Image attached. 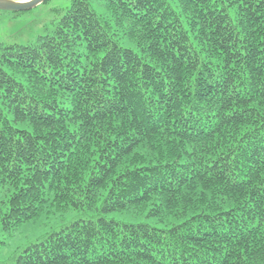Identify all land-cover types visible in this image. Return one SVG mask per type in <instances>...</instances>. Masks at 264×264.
Returning <instances> with one entry per match:
<instances>
[{
    "label": "trees",
    "instance_id": "16d2710c",
    "mask_svg": "<svg viewBox=\"0 0 264 264\" xmlns=\"http://www.w3.org/2000/svg\"><path fill=\"white\" fill-rule=\"evenodd\" d=\"M69 211L16 264H264V0H71L0 44V229Z\"/></svg>",
    "mask_w": 264,
    "mask_h": 264
},
{
    "label": "rangeland",
    "instance_id": "374dc122",
    "mask_svg": "<svg viewBox=\"0 0 264 264\" xmlns=\"http://www.w3.org/2000/svg\"><path fill=\"white\" fill-rule=\"evenodd\" d=\"M71 6V0H46L40 5L23 12L0 10V44L26 45L36 42L41 36L52 31L59 20V11ZM96 213L69 211L53 214L38 221L24 225L15 233L8 234L0 229V264H16L19 252L25 247L44 240L48 235L59 232L75 222L87 221ZM107 218L121 223L145 222L158 228L163 224L154 218L135 219L134 215L109 213Z\"/></svg>",
    "mask_w": 264,
    "mask_h": 264
},
{
    "label": "water",
    "instance_id": "95a60500",
    "mask_svg": "<svg viewBox=\"0 0 264 264\" xmlns=\"http://www.w3.org/2000/svg\"><path fill=\"white\" fill-rule=\"evenodd\" d=\"M46 0H0V10L10 12H23L31 10Z\"/></svg>",
    "mask_w": 264,
    "mask_h": 264
}]
</instances>
